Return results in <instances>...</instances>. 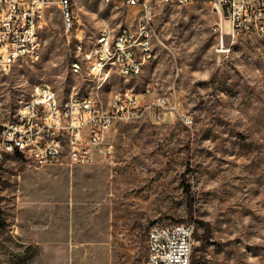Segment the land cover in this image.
Instances as JSON below:
<instances>
[{"label": "rangeland", "instance_id": "obj_1", "mask_svg": "<svg viewBox=\"0 0 264 264\" xmlns=\"http://www.w3.org/2000/svg\"><path fill=\"white\" fill-rule=\"evenodd\" d=\"M73 3L87 46L138 14ZM155 28V58L136 77L112 73L101 96L152 87L147 102L166 100L161 121L155 106L117 124L114 154L90 166L0 159V264H147L153 225L193 222L199 264H264V37L234 35L207 5L164 7ZM71 34L52 6L38 53L0 75L9 117L40 84L62 101L91 91L89 77L71 72Z\"/></svg>", "mask_w": 264, "mask_h": 264}, {"label": "built area", "instance_id": "obj_2", "mask_svg": "<svg viewBox=\"0 0 264 264\" xmlns=\"http://www.w3.org/2000/svg\"><path fill=\"white\" fill-rule=\"evenodd\" d=\"M136 8L137 17L132 24L113 30L105 25L101 40L87 46L81 19L71 6V0H0V69H7L16 54L33 47L28 39L39 35L47 23L52 6L62 13L66 31L71 33L73 49L70 53L71 72L78 76H93L102 60L119 58V65L111 73L137 75L136 44L131 43L135 25L152 27L157 44L161 42L154 31L157 13L164 7L207 5L228 22L234 35L264 36V0H104ZM219 31V28L216 29ZM144 53L151 59V50ZM156 94L149 87L145 93L119 92L108 98V108L100 109L98 95H73L67 101L53 100L47 84L36 87V94L24 108L22 124H15V115L8 116L0 101V159L6 153H17L37 167L63 164L90 166L100 158L109 159L115 151L112 130L121 122H132L145 116L156 106L155 118L163 119L166 100L147 102ZM147 96V97H146ZM146 97V98H145ZM196 224L176 223L153 225L147 236V264H192L196 243Z\"/></svg>", "mask_w": 264, "mask_h": 264}, {"label": "bare ground", "instance_id": "obj_3", "mask_svg": "<svg viewBox=\"0 0 264 264\" xmlns=\"http://www.w3.org/2000/svg\"><path fill=\"white\" fill-rule=\"evenodd\" d=\"M71 6L76 11V9L74 7L73 0H71ZM156 18L154 21V31L155 32H156V30H155L156 29L155 28ZM143 35H146L145 46L147 47L148 50H151V59H147V56H145L144 44H141L143 42ZM262 37H264V36H262ZM97 40H101V36L98 37ZM156 40H157V38H155L153 36L152 27L143 28V25H135V33H134V36H131V43L136 44L137 63H138L137 75L142 73L143 67L147 62H149L155 58V56H156V51H155ZM39 45H40V43H39L38 35H35V38H29L28 39V46H38V47H33V48L28 49L26 51V57L36 55L38 53ZM20 58H23V54H16L15 59H12V62L9 64V70L11 69V66ZM115 65H119V58H111V59H107V60H102L100 62V64L96 66V69L94 70L93 76L89 77V81L92 84V89L88 93V95H86V96H92L93 93H96V95H98L100 109H107L108 108V100H105L101 96V92L105 88L106 84L110 81V78H111V76H110V78H106L107 72L111 68H114ZM7 73H8L7 69H0V75L1 74H7ZM119 74L125 78H131L132 77V76H127V73H119ZM47 92L51 94V99L60 100L57 92L49 85H47ZM123 92H127L128 94H137L133 91H123ZM34 94H36V90L31 95V97H34ZM30 98L28 100H26L25 102H23V104L20 108V111L18 112V114L15 118V124H22V117L24 116V108H28Z\"/></svg>", "mask_w": 264, "mask_h": 264}, {"label": "trees", "instance_id": "obj_4", "mask_svg": "<svg viewBox=\"0 0 264 264\" xmlns=\"http://www.w3.org/2000/svg\"><path fill=\"white\" fill-rule=\"evenodd\" d=\"M185 186H186V191L191 195V190H190V186L188 183H185ZM203 226H206L205 224H202ZM208 230V228H206ZM206 239H207V236L205 237V242L206 243ZM200 261L199 260H193L192 264H199Z\"/></svg>", "mask_w": 264, "mask_h": 264}, {"label": "crops", "instance_id": "obj_5", "mask_svg": "<svg viewBox=\"0 0 264 264\" xmlns=\"http://www.w3.org/2000/svg\"><path fill=\"white\" fill-rule=\"evenodd\" d=\"M119 4H121V2H119ZM122 5V4H121Z\"/></svg>", "mask_w": 264, "mask_h": 264}]
</instances>
